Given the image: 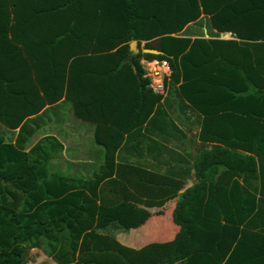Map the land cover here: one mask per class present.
Returning a JSON list of instances; mask_svg holds the SVG:
<instances>
[{
  "label": "trees",
  "instance_id": "16d2710c",
  "mask_svg": "<svg viewBox=\"0 0 264 264\" xmlns=\"http://www.w3.org/2000/svg\"><path fill=\"white\" fill-rule=\"evenodd\" d=\"M141 61L168 63L163 95ZM165 94L199 118L184 191L186 177L117 163L131 131H179ZM64 103L104 149L89 180L48 174L55 138L29 146ZM172 200L170 242L93 232L100 205ZM0 240L7 264H264V0H0Z\"/></svg>",
  "mask_w": 264,
  "mask_h": 264
},
{
  "label": "crops",
  "instance_id": "0c3cea01",
  "mask_svg": "<svg viewBox=\"0 0 264 264\" xmlns=\"http://www.w3.org/2000/svg\"><path fill=\"white\" fill-rule=\"evenodd\" d=\"M203 32L206 35V31ZM222 39L227 40L228 37L224 36ZM142 46L143 44L139 48L140 51ZM168 98L173 99L169 94H165L161 103L167 108L179 131H165L168 137L164 140L160 119L154 122L153 133L150 135L155 142L144 138L143 134H147L145 125L140 127V131L138 129L131 131L125 136L124 143L118 151L117 163L141 166L162 176L186 177L185 188L182 190L184 191L195 183L194 176L189 170L194 164L193 157L200 148L197 140L199 118L186 108L180 112L175 99L173 100L176 105L173 106L175 108L173 110L167 102ZM44 121L41 128L31 137L29 146L32 148L46 137H53L61 144V153L54 155L48 162V174H59L77 180L93 178L103 165L104 155V149L95 141L96 126L78 119L71 105L67 103L58 105L45 117ZM164 146L167 148L165 149ZM192 174H194L193 170ZM176 201L168 202L163 208L138 207L146 213L131 210L134 206L127 203L119 204L114 208L100 205L93 232L108 235L121 244L137 250L151 243L170 242L179 231L172 221ZM167 209H170L169 213ZM158 212H162V215H157ZM161 218H166V222L163 223ZM120 220L121 223H119ZM155 221L162 222V228L153 233L150 229L151 226L158 224ZM142 222L145 225L129 232L119 231L120 228L118 227V230L116 227ZM139 229H142L141 232L137 231ZM131 232L134 235H127ZM40 255V264H55L48 257L41 253Z\"/></svg>",
  "mask_w": 264,
  "mask_h": 264
},
{
  "label": "built area",
  "instance_id": "2783aa9c",
  "mask_svg": "<svg viewBox=\"0 0 264 264\" xmlns=\"http://www.w3.org/2000/svg\"><path fill=\"white\" fill-rule=\"evenodd\" d=\"M145 71L144 77L149 79L151 90L158 95L165 93L164 81L171 75V69L165 61H141Z\"/></svg>",
  "mask_w": 264,
  "mask_h": 264
},
{
  "label": "rangeland",
  "instance_id": "374dc122",
  "mask_svg": "<svg viewBox=\"0 0 264 264\" xmlns=\"http://www.w3.org/2000/svg\"><path fill=\"white\" fill-rule=\"evenodd\" d=\"M167 102H168L169 106L172 107L173 110H175V108L173 107V106L176 105V104H175V101H174L173 99H171V98H168V101H167ZM174 112H175V111H174ZM131 210H133V211H135V212L138 211V210L136 211L135 208H131ZM169 210H170V209H169ZM169 210L167 209V213H169ZM138 214H139V213H138ZM160 220H161L163 223L166 222V218H163V219L161 218ZM155 222L158 223V224H155V226H151V229H150V231L153 232V233H154L155 231H159V230L162 228V225H161L162 222H160V221H155ZM119 223H121V220H120ZM124 225H125V224H124ZM143 225H145V224H143V222H142V223H134L133 225H130V224L127 225V228L133 230V229L140 228V227H142ZM165 225H166V224H165ZM165 225H164V228H166ZM166 226H167V225H166ZM171 226H172V225H171ZM141 230H142V229H139V230H137V231L141 232ZM130 234H133V235H134V233H132V232H131V233H128L127 235H130ZM2 239H4V237H3V238L1 237V240H2ZM1 240H0V241H1ZM29 254H30V253H29ZM12 255H13V254H10V256H12ZM7 263H8L7 259L4 258L3 253L0 252V264H7Z\"/></svg>",
  "mask_w": 264,
  "mask_h": 264
},
{
  "label": "water",
  "instance_id": "95a60500",
  "mask_svg": "<svg viewBox=\"0 0 264 264\" xmlns=\"http://www.w3.org/2000/svg\"><path fill=\"white\" fill-rule=\"evenodd\" d=\"M129 49H130L131 56L137 55L140 51L137 42L130 43ZM143 54H148V55H153V56L160 55V53H158L156 51H143Z\"/></svg>",
  "mask_w": 264,
  "mask_h": 264
}]
</instances>
